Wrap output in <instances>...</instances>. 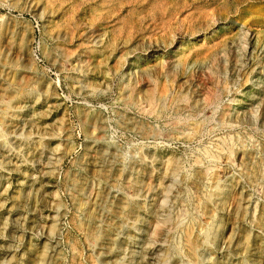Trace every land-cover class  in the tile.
Returning a JSON list of instances; mask_svg holds the SVG:
<instances>
[{
    "label": "rangeland",
    "instance_id": "1",
    "mask_svg": "<svg viewBox=\"0 0 264 264\" xmlns=\"http://www.w3.org/2000/svg\"><path fill=\"white\" fill-rule=\"evenodd\" d=\"M130 1L0 0V264H264V0Z\"/></svg>",
    "mask_w": 264,
    "mask_h": 264
},
{
    "label": "bare ground",
    "instance_id": "2",
    "mask_svg": "<svg viewBox=\"0 0 264 264\" xmlns=\"http://www.w3.org/2000/svg\"><path fill=\"white\" fill-rule=\"evenodd\" d=\"M149 1L150 0H131L130 1V3L132 4V3H134L135 5L137 4L138 6H145L147 3H149ZM236 4V3H235ZM125 5V4H124ZM125 8H124V6H118L115 10L116 11H122V10H124ZM112 12L113 11H108V13L107 14H103L104 15V19L108 22V21H113L114 20V18L116 17V16H114V18H112ZM76 14V13H75ZM102 15V16H103ZM112 18V19H111ZM110 19V20H109ZM246 19V18H245ZM178 20V19H177ZM75 27V26H74ZM89 27V26H88ZM95 27V26H94ZM94 27H93V29H94ZM170 28V27H169ZM166 29V28H165ZM132 30V29H131ZM169 30V29H168ZM166 31V30H165ZM120 33H122V32H120ZM246 33V32H245ZM82 34H83V32H82ZM88 34V33H87ZM89 35V34H88ZM249 35V34H248ZM247 35V36H248ZM90 36V35H89ZM245 36V35H244ZM4 37V36H3ZM85 38H87V37H85ZM95 40V39H94ZM92 41V40H91ZM94 42V41H93ZM148 44V43H147ZM147 44H146V46H147ZM23 45V44H22ZM92 45V44H91ZM26 47V46H25ZM248 47V46H247ZM151 48V47H150ZM155 47H152V49H154ZM138 49V48H137ZM147 49H148V47H147ZM210 51V50H209ZM135 52V51H134ZM146 53V52H145ZM207 54V53H206ZM132 55V54H131ZM111 57V56H110ZM53 58H54V56H53ZM207 59V58H206ZM118 60V59H117ZM83 61V60H82ZM216 61V60H215ZM216 65V64H215ZM14 66V65H13ZM139 73V72H138ZM112 74V73H111ZM177 74V73H176ZM131 75V74H130ZM175 75V74H174ZM196 75V74H195ZM152 76V75H151ZM157 76V75H156ZM153 77V76H152ZM83 79V78H82ZM129 79V78H128ZM151 81V80H150ZM137 82V81H136ZM215 82V81H214ZM132 83V82H131ZM169 83V82H168ZM213 83V82H212ZM176 85H177V83H176ZM134 86V85H133ZM199 87V86H198ZM176 89V88H175ZM215 89V88H214ZM229 89V88H228ZM149 90V89H148ZM154 90V89H153ZM180 90V89H179ZM178 90V91H179ZM5 91V90H4ZM133 91V90H132ZM204 91V90H203ZM143 92V91H142ZM149 92V91H148ZM180 92V91H179ZM195 92V91H194ZM147 93V92H146ZM150 93V92H149ZM213 93V92H212ZM9 94V93H8ZM139 94V93H138ZM153 94V93H152ZM164 94V93H163ZM183 94H185V93H183ZM225 94V93H224ZM16 95V94H15ZM146 95V94H145ZM169 95V94H168ZM193 95V94H192ZM208 95V94H207ZM159 96V95H158ZM157 96V97H158ZM166 96V95H165ZM164 96V97H165ZM179 96V95H178ZM187 96V95H186ZM153 97H155V96H153ZM167 97V96H166ZM175 97V96H174ZM180 97V96H179ZM188 97V96H187ZM205 97H207V96H205ZM220 97V96H219ZM143 98H144V96H143ZM168 98V97H167ZM204 98V97H203ZM153 99V98H152ZM164 99V98H163ZM184 99V98H183ZM205 99V98H204ZM192 100V99H191ZM144 101V100H143ZM170 101V100H169ZM190 101V100H189ZM202 101H204V100H202ZM209 101H211V100H209ZM162 102H163V100H162ZM221 102V101H220ZM143 103V102H142ZM203 103V102H202ZM160 104V103H159ZM188 104V103H187ZM186 104V105H187ZM145 104H143V106H144ZM212 105V104H211ZM149 106V105H148ZM184 106H185V104H184ZM210 106V105H209ZM203 107V106H202ZM207 107H208V105H207ZM158 108V107H157ZM178 108V107H177ZM189 109V108H188ZM194 110V109H193ZM209 110V109H208ZM211 110V109H210ZM201 111V110H200ZM192 112V111H191ZM208 112V111H207ZM213 112V111H212ZM182 113V112H181ZM193 113V112H192ZM195 114V113H194ZM125 116V115H124ZM166 118H167V116H166ZM159 119V118H158ZM221 119V118H220ZM178 120V119H177ZM221 121V120H220ZM200 122V121H199ZM170 124V123H169ZM121 126V125H120ZM147 130V129H146ZM203 131V130H202ZM154 136H157V135H154ZM250 156V155H249ZM240 158V157H239ZM251 159V158H250ZM176 160V159H175ZM241 160V159H240ZM248 159H246V161H247ZM177 161V160H176ZM194 161H195V159H194ZM264 161V160H263ZM245 161H243L242 163H244ZM178 163V162H177ZM203 163H205V162H203ZM197 164V163H196ZM257 164V163H256ZM199 165V164H198ZM245 165V164H244ZM250 166H252V165H250ZM258 167V166H257ZM259 169V168H258ZM173 173V172H172ZM213 173V172H212ZM202 173L200 172V175H201ZM207 174V173H206ZM215 174V173H214ZM220 175V174H219ZM218 175V176H219ZM206 176V175H205ZM262 176V175H261ZM217 177V176H216ZM193 178V177H192ZM212 181V180H211ZM214 181V180H213ZM220 181V180H219ZM216 183H217V181H216ZM197 185V184H196ZM218 185V184H217ZM195 187V186H194ZM219 187V186H218ZM164 191V190H163ZM162 191V192H163ZM229 192V191H228ZM238 192H240V191H238ZM240 196V195H239ZM251 196V195H250ZM206 197V196H205ZM195 198V197H194ZM200 198V197H199ZM251 199V198H250ZM126 200V199H125ZM234 201V200H233ZM242 202V201H241ZM244 202V201H243ZM250 203V202H249ZM246 204V203H245ZM233 205V204H232ZM241 205V204H240ZM201 209V208H200ZM190 211V210H189ZM130 212H133V209H130ZM223 212V211H222ZM260 217V216H259ZM191 219V218H190ZM192 220H194V219H192ZM197 221V220H196ZM195 222V221H194ZM179 223V222H178ZM181 223V222H180ZM215 224V223H214ZM217 224V223H216ZM258 224V223H257ZM179 225V224H178ZM181 225V224H180ZM194 225V224H193ZM192 225V226H193ZM194 229V228H193ZM201 229V228H200ZM196 230V229H195ZM188 233V232H187ZM199 233V232H198ZM207 233V232H206ZM188 235V234H187ZM248 235H250V234H248ZM197 236V235H196ZM203 237H205V236H203ZM249 238V237H248ZM196 240H197V238H196ZM206 240V239H205ZM187 241H188V245H189V247L192 249V248H194V239L192 240L191 239V234L190 235H188V238H187ZM209 241V240H208ZM205 243V242H204ZM248 243V242H247ZM247 243H245V244H247ZM186 244V243H185ZM198 244V243H197ZM211 244V243H210ZM209 244V245H210ZM207 245H208V243H207ZM241 245V244H240ZM198 246V245H197ZM242 246H243V244H242ZM247 246H249V245H247ZM188 246H186L185 248H187ZM200 247V246H199ZM244 247H246V246H244ZM249 248V247H248ZM253 248V247H252ZM173 250V249H172ZM246 250V249H245ZM258 250V249H257ZM174 251V250H173ZM197 251V250H196ZM256 251V250H255ZM193 252H195V251H193ZM175 253V252H174ZM174 253H172V254H174ZM195 258H196V256H195ZM164 259V258H163ZM173 259V258H172ZM166 262V261H165Z\"/></svg>",
    "mask_w": 264,
    "mask_h": 264
}]
</instances>
